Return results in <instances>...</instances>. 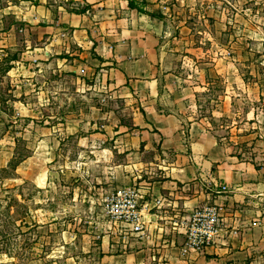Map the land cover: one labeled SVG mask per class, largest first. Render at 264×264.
<instances>
[{
    "label": "crops",
    "instance_id": "0c3cea01",
    "mask_svg": "<svg viewBox=\"0 0 264 264\" xmlns=\"http://www.w3.org/2000/svg\"><path fill=\"white\" fill-rule=\"evenodd\" d=\"M135 2L143 12L129 0H0V51L17 47L18 33L23 55L45 49L51 56L60 40L73 43L110 98L127 103L132 123L117 107L93 108L92 122L78 114L67 130L93 128L90 139L82 134L75 142L103 164L101 199L135 185L152 208L149 242L119 236L108 219L102 262L180 255L175 221L216 203L223 210L215 245L171 264H264V0ZM204 44L215 62L197 55ZM117 247L121 254L109 253Z\"/></svg>",
    "mask_w": 264,
    "mask_h": 264
},
{
    "label": "rangeland",
    "instance_id": "374dc122",
    "mask_svg": "<svg viewBox=\"0 0 264 264\" xmlns=\"http://www.w3.org/2000/svg\"><path fill=\"white\" fill-rule=\"evenodd\" d=\"M24 40L18 33L17 47L0 51V264H105L101 237L111 229L97 180L103 164L89 158L93 149L75 142L93 128L67 130L81 118L92 122L93 108L117 107L120 118L132 123L127 103L110 98L77 45L66 47L60 40L51 56L45 49L23 55ZM206 48L197 49V55L215 62ZM180 256L181 251L166 253L162 261L151 258L145 264H171Z\"/></svg>",
    "mask_w": 264,
    "mask_h": 264
},
{
    "label": "built area",
    "instance_id": "2783aa9c",
    "mask_svg": "<svg viewBox=\"0 0 264 264\" xmlns=\"http://www.w3.org/2000/svg\"><path fill=\"white\" fill-rule=\"evenodd\" d=\"M219 190L229 192L227 184H219ZM145 199L141 189L135 185L123 186L113 190L105 198V212L110 223L118 227V234L127 239L131 235L140 241L149 242L155 237L151 229V206L142 204ZM222 206L208 204L199 207L188 217L175 221V229L182 235L181 254L201 255L215 245L220 236ZM124 248H127L126 241Z\"/></svg>",
    "mask_w": 264,
    "mask_h": 264
},
{
    "label": "trees",
    "instance_id": "16d2710c",
    "mask_svg": "<svg viewBox=\"0 0 264 264\" xmlns=\"http://www.w3.org/2000/svg\"><path fill=\"white\" fill-rule=\"evenodd\" d=\"M129 2H130V6L132 7V8H135V9H138V11L139 12H143V3H141V4H139V3H137V2H135V0H129ZM7 252V254H9L10 255V253L8 252V251H6ZM10 256H12V257H14L13 255H12V253H11V255Z\"/></svg>",
    "mask_w": 264,
    "mask_h": 264
}]
</instances>
